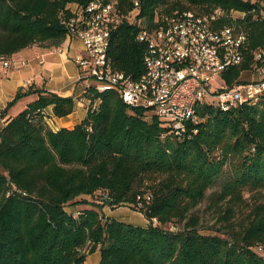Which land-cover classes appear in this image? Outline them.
<instances>
[{
  "label": "trees",
  "instance_id": "1",
  "mask_svg": "<svg viewBox=\"0 0 264 264\" xmlns=\"http://www.w3.org/2000/svg\"><path fill=\"white\" fill-rule=\"evenodd\" d=\"M71 1L84 0H0V57L10 59L31 45L61 46L68 31L59 12ZM107 1H116L122 14L133 8L132 0ZM139 5L148 25L174 9L246 10L249 45L245 60L223 74L228 84L264 46V19H252L251 9L258 14L259 6L250 0ZM138 29L123 18L109 47L114 67L133 78L143 72L146 51L136 39ZM30 92L37 98L0 130V264H84L88 247L100 253L93 264H264V200H255L241 223L233 217V204L244 200V192L264 189V100L228 111L203 102L197 132L178 137L112 88L83 93L82 99H90L84 118L53 129L45 108L52 105L62 117L73 112L76 98L29 84L18 88L15 99ZM214 184L219 189L211 195L213 204L230 205L219 220L224 226L203 233L194 209ZM147 191L152 197L137 207ZM85 195L113 207L132 203L148 225L104 217L102 202L75 213L67 209L94 203Z\"/></svg>",
  "mask_w": 264,
  "mask_h": 264
},
{
  "label": "built area",
  "instance_id": "2",
  "mask_svg": "<svg viewBox=\"0 0 264 264\" xmlns=\"http://www.w3.org/2000/svg\"><path fill=\"white\" fill-rule=\"evenodd\" d=\"M132 1L133 8L125 14L119 12L116 1L107 0L71 1L59 12L68 31L63 44L72 38L81 42L73 60L78 68L76 79L83 82L82 96L89 89H115L126 104L143 109L148 120L160 118L178 137L197 132L194 125L201 120L198 106L203 102L228 111L264 100V46L254 50L250 67L234 83L228 84L223 77L226 70L245 60L250 40L246 10L174 9L157 14L148 25L139 15L140 0ZM250 1L259 6L258 14L256 7L251 9L252 19H264V0ZM123 18L136 23V39L146 44L143 72L137 78L114 67L109 56L111 33ZM0 59L3 66H9L8 59ZM218 75L223 83L212 90L211 80ZM76 102L89 104L90 99L77 98ZM143 197L138 196L137 207L152 194L147 191Z\"/></svg>",
  "mask_w": 264,
  "mask_h": 264
},
{
  "label": "crops",
  "instance_id": "3",
  "mask_svg": "<svg viewBox=\"0 0 264 264\" xmlns=\"http://www.w3.org/2000/svg\"><path fill=\"white\" fill-rule=\"evenodd\" d=\"M81 42L77 38H72L67 44L55 48L31 45L14 54L9 60V66H3L0 59V130L10 118L23 110L27 104L36 99L38 94L30 92L15 99L16 92L20 87H27L33 84L34 88H42L53 91L59 95H71L74 98L82 99L83 82L77 81L78 68L73 58L78 54ZM73 112L68 115L58 117L53 114L52 105L45 108L49 116L48 123L53 129L60 126L72 127L80 122L86 115L85 103L74 104ZM80 205L70 204L71 211H77ZM75 210H74V209ZM120 208V207H118ZM103 206L104 217L125 221L132 224L145 225L144 218L138 216L136 222L132 221V215L136 212L128 210H118ZM68 209V207H67ZM128 216V220L120 218L118 214ZM96 256V261L99 260Z\"/></svg>",
  "mask_w": 264,
  "mask_h": 264
},
{
  "label": "rangeland",
  "instance_id": "4",
  "mask_svg": "<svg viewBox=\"0 0 264 264\" xmlns=\"http://www.w3.org/2000/svg\"><path fill=\"white\" fill-rule=\"evenodd\" d=\"M246 75H247V73H243V76H246ZM211 83H212V90H214L217 87H219L220 84L223 83V79L221 78L220 75H218L216 78H213L211 80ZM207 99L211 100L212 98L208 97ZM130 111L134 112V109L130 108ZM218 189H219L218 184H216V185L214 184V186H211L210 188H208L206 190L205 198L194 209V212L196 213V215L199 218V223L197 226L200 229V231L203 233H216L218 231H215V227L216 228H218V227L222 228L224 226L223 225L224 223H221L219 220L221 219L222 214L224 213L223 210L230 204L226 200L220 201L217 204H213V202H212L213 200L211 198V195L215 190H218ZM243 196H244V200L242 202L233 204V208H234V216L233 217H234V221L236 224H239L242 222V220L245 217V214L247 213L250 205L255 200H264V189H262L261 191H257V193L256 192H254V193L244 192ZM85 197L88 198L89 200H92V201L94 200V203H87V204L83 203L79 207H77L78 209H80V207H82L83 205H85V207H88V206L93 207L92 204L99 206V204H100L99 202H102L101 213L103 216H104V213L102 212V207L106 206V205L112 209L120 207V208H118V210H128V212L129 211L136 212V213H133V215H132V221H135V222L137 221L136 219L139 218L138 216H142V217L144 216L141 211L137 210L135 208V206L132 205V203L129 204L127 202H119V203L117 202V203H115V205L113 207L104 201H100L97 198L96 199L92 198L90 195H85ZM103 203L105 205H103ZM68 210L71 211L72 209H70L68 206ZM73 212L75 213L76 211H73ZM118 216L120 218L125 219V220L129 219L127 215H123L121 213L118 214ZM123 222H125V221H123ZM144 222H145L144 226H147L148 223H147V220L145 218H144ZM126 223H128V222H126ZM129 224H132V223H129ZM134 225H138V224L135 223ZM97 251L98 250L92 252V254H91V252L89 251V247H88L87 248V257H86V261L84 262V264H93V263L97 262L96 258H95L96 256H98ZM99 257H100V253H99Z\"/></svg>",
  "mask_w": 264,
  "mask_h": 264
}]
</instances>
